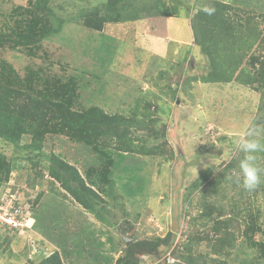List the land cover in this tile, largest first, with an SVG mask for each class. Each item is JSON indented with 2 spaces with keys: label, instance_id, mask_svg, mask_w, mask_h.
Here are the masks:
<instances>
[{
  "label": "trees",
  "instance_id": "16d2710c",
  "mask_svg": "<svg viewBox=\"0 0 264 264\" xmlns=\"http://www.w3.org/2000/svg\"><path fill=\"white\" fill-rule=\"evenodd\" d=\"M205 7H214V13L208 15L203 10ZM156 14L163 19H180L182 25L186 22L183 28L189 39H183L193 43L202 58L207 60L205 73L200 77L203 82L221 85L235 83L250 88L262 96L264 104V15L256 11L220 0H27L26 4L1 14L0 192L16 168L13 158L28 160L37 172L35 179L29 182L32 188L42 185L46 174L61 186L60 189L52 186L53 190L50 191L41 188L31 201L33 213L43 209L47 214L44 221L48 220L52 226L58 219L67 223L66 229L71 231L70 236L77 231L74 237L77 245L75 251L70 254L66 252L68 241L62 246L56 241L60 243L57 246L62 247L60 250L46 255L40 248L38 255L27 257L26 264H66L67 259L74 260L75 253L80 255L87 251L90 257L106 258L110 262V255L119 252L115 264H148L146 261L149 255H156L158 258L155 264H162L159 259L173 247L172 254L179 261L177 264H229L232 249L241 233L246 237L249 247L255 249L254 257L241 264H264V240L255 238L260 232L264 234V227L259 223L261 216L257 211L254 213L248 201L242 198L233 200L232 209L237 208V211L229 215L223 207L211 202L205 203V209L200 215L203 218L201 224H208L209 229H197L191 235L192 239L188 238L182 248L177 245L175 232L169 231L164 237L155 240L136 239L129 245L122 238L123 248L117 241H101L97 244L99 247L109 244L105 253L96 249L95 241L85 240L84 232L87 228L76 227L80 223L75 219L79 217L76 214L83 215V209L108 224V205L120 206L119 199L131 196L128 191L132 185L138 188L140 184V179L131 182V177H141L145 169L148 170L144 166V157L174 155L166 139V125H161L162 117L169 116L166 108L171 109V101L166 95L175 98L182 89H188L190 81L198 79L197 76L182 78L183 74H187V62L192 69L189 61L195 57L187 58L180 54L179 58L170 59L155 55L165 61L153 64L155 67L150 64L155 70H150L145 78L151 81L155 76L158 79L155 86L163 94L144 92L141 80L135 79L128 86L129 77L122 73V69L119 71V67L114 69L116 66L112 65L117 63L122 68V61H116L114 54L118 45H112V55L109 54L107 38L114 37L104 32L107 24L145 20ZM169 31L168 36L180 37L176 30ZM57 36L76 37V51L83 55L94 54L95 70L75 69L74 73L66 76L50 73L46 60L50 54L47 48H43V43ZM119 44L123 48L124 44ZM100 49H105L104 53ZM7 50L11 52L10 57L28 61L23 75L19 67L5 56ZM98 53L102 57L97 58ZM103 65L111 66V69L105 72ZM113 70L119 72L120 76L115 79L121 81L119 88L112 92L108 87L113 84V77L110 76ZM172 70L179 74L172 73ZM173 75L177 76L176 79ZM90 86L94 91L89 95L96 96L97 91L98 100L92 101L93 98H89L84 103L85 97L80 88L84 90ZM258 115L259 120L253 118L257 122L255 127H263L264 108L260 109ZM60 134L93 150V157L86 156L87 163L83 164L82 169L69 162L61 153L45 152L48 137ZM258 139L264 141L262 136ZM8 149L11 151L8 152ZM239 153L237 159L233 160L232 157L223 164L227 181L231 184L239 182L236 172L230 173L232 168L239 172V161L244 155ZM256 155L257 162L261 160L259 157L263 158L259 165L264 169V152ZM148 172L153 173L151 170ZM261 177L264 178L262 173ZM208 179L202 177L197 187L201 188L210 182ZM213 180L216 185L215 188L211 185L210 189L218 191L222 178L218 176ZM55 181L51 182L54 186ZM48 192L52 196L49 197ZM63 204L66 214L74 215L72 219L66 218L65 211L60 210ZM36 216L38 213L34 214ZM37 220L35 218L34 226L39 225ZM192 221L196 225L199 220L194 218ZM55 229L62 231L59 227ZM54 233L56 236L57 232ZM17 234L3 228L0 231V251H8ZM201 241L210 242V251L205 252V255L200 254L199 261L195 247Z\"/></svg>",
  "mask_w": 264,
  "mask_h": 264
},
{
  "label": "rangeland",
  "instance_id": "374dc122",
  "mask_svg": "<svg viewBox=\"0 0 264 264\" xmlns=\"http://www.w3.org/2000/svg\"><path fill=\"white\" fill-rule=\"evenodd\" d=\"M26 1L0 0V16L3 18L1 14L9 13L14 7L26 4ZM184 24H181L180 19L174 17L163 19L156 14V16H148L145 20L107 24L104 27V32L114 37L107 38L110 45L107 52L112 55V45H118L114 54L117 57L116 61H122V68L118 63L112 66H116L114 69L119 67V71L122 69V73L129 77V83L126 85L130 86L135 79H138L142 81L144 92L155 91L158 95H162L163 92L155 86L158 79L153 76L154 79L150 81L145 76L150 73V70H155L152 66L165 61L156 57L177 59L180 54L187 58L195 57L193 61H189L192 69L187 62V74H183L182 78L198 77L197 80L190 81L187 86L188 89H182L175 98L169 94L166 95L171 101V103L169 102L171 109L166 108L169 116L167 118L162 117L161 125H166V139L168 145L173 148L174 155L169 157L166 154L159 158L144 157L143 161L146 162L144 166H147L148 170L145 169L141 177L137 176L135 179L131 177V182L140 179V184L137 185L138 188L132 185L131 190L128 191L131 196H123L119 199L118 205L120 206L108 205V224L102 223L86 209H83V215L76 214L79 217L75 219L80 222H77L76 227L79 229L87 228L84 232L85 240L95 241L96 249H101L105 253V248H108L109 244L107 243L103 247H99L97 244L101 241H117L123 248V233L130 235L135 241L136 239L155 240L158 237H164L169 231H173L176 234L177 245L182 248L183 244L188 242V238L192 239L191 235L193 236L198 231L197 229L200 231L209 229L208 224L206 226L201 224L203 218L200 216L207 202L223 207L226 214L229 215L237 211V208L232 209L234 199H246L253 212L257 211L261 216L259 223L264 227V178L261 177V183L250 193L243 188L238 171L233 168L230 169V173L236 172L235 176L239 179L238 184H231L227 181L226 168L223 167L225 161H229L232 157L233 160L238 158L240 151L237 148L236 140L244 135L247 130L256 128L258 133L256 138L264 137V126L255 127L257 122L253 119L256 117L259 120L258 113L260 109L264 108L262 96L257 91L240 87L235 83H232L233 85L230 83L221 85L203 82L200 77L205 73L207 60L202 58L199 49L194 47L193 43L190 44L188 40L183 39L188 38L187 31L183 28ZM65 26L67 29L68 24ZM169 30H176L180 37L168 36V33L171 32ZM77 42L76 37L60 38L59 36L44 41L43 48H47L50 54L49 58L46 59L50 73L66 76L74 73L75 69L95 70L96 60L92 57L94 54H80L75 49ZM120 42L122 45L124 44L123 48H121ZM138 48H142V50ZM7 51L5 56L19 67V72L23 75L24 67L28 61L22 59L19 61L10 57L11 52L10 50ZM100 51L104 53L105 49H100ZM100 55L101 53L96 54L97 58L102 57ZM155 55L157 56L155 57ZM99 65L97 61V66ZM103 66L105 72L111 69V66ZM115 71L113 70V75H110L113 77V84L108 87L109 91L112 92L119 88L121 81L115 79L120 76L119 72ZM175 72L172 70V73ZM176 77L173 75L174 79ZM124 86H122L123 89ZM85 89L86 91H84ZM85 89L80 88L86 99L83 102H87L89 98H93L92 101L98 100L99 93L97 91L95 92L96 96L92 97L89 95L94 91L92 87ZM7 151L10 152L11 150L8 149ZM45 152L61 153L66 159L68 158L69 162L80 169H82L83 164L87 163L86 156L93 157L91 148L82 143L74 142L62 134L48 137ZM259 159L261 160L258 164H261L263 158L259 157ZM13 161L16 168L12 173V180L10 184L4 185L3 193H0V196H3L4 193H12L21 200L20 203L24 202L23 204H28L31 207V201L37 196L36 194L41 188L46 191L53 190L52 186L55 189L61 188L59 182L47 176L44 177L42 185L32 188L29 182L36 177V167L34 168L28 160H15L13 158ZM150 170L153 171L152 174L148 172ZM262 174L264 175V172ZM218 176L222 178L218 191L211 190V185L213 187L216 185L213 179ZM202 177H208L210 182L198 188L197 182L200 183ZM53 181L56 182L55 186L51 184ZM189 194L191 195L188 198ZM47 195L52 196L49 192ZM67 197L70 196L67 195ZM76 206L80 208V205L76 204ZM40 208L41 206H39ZM60 210L65 211L66 218L72 219L74 217V215L68 216L66 214L67 210L64 204L61 205ZM33 211L30 209L32 217L39 219L37 220L39 225L34 226L33 224L31 228L26 226L23 232L16 231L18 234L15 235L16 239L13 240L10 249L6 252L0 251V264H26L27 257L38 255L40 248L45 251L46 255H49L54 250H60L65 241H68V252L76 250L77 245L74 237L77 236V231L70 236L71 231L66 229L67 223L58 219L54 221L52 226L48 220L44 221L47 214L45 215L43 209L40 212L36 210V213ZM37 213L38 216L34 217V214ZM194 218L199 220L196 225L192 221ZM31 223L32 220H28L27 225L30 226ZM55 227L61 228L62 231H57ZM235 229L238 232L237 226ZM54 232H57L56 236ZM255 238L264 240V234L260 232ZM72 242L73 245H70ZM57 244L61 246L58 247ZM173 248L163 254L159 262L162 264L179 263L176 256L172 254ZM195 249V255L200 261V254L205 255V252L210 251V242L201 241ZM110 252L113 251L110 250ZM118 255L119 252L110 255L112 256V262H110L106 258L90 257L88 251L86 254L81 253L80 255L75 253L73 255L74 260L69 258L66 260V264H115ZM254 255L255 249L249 247L246 237L241 233L235 242V248L232 249L229 264H241L244 260L253 258ZM157 258L156 255H149L146 263L155 264Z\"/></svg>",
  "mask_w": 264,
  "mask_h": 264
},
{
  "label": "clouds",
  "instance_id": "9594fccd",
  "mask_svg": "<svg viewBox=\"0 0 264 264\" xmlns=\"http://www.w3.org/2000/svg\"><path fill=\"white\" fill-rule=\"evenodd\" d=\"M223 1V0H220ZM231 4L233 6H237L240 8L244 9H249L256 11L260 14L264 15V11H261L260 8L255 7H246V6H239V2H225ZM208 15H212L215 11L214 7H205L203 9ZM264 18V17H263ZM261 20H263L260 17ZM258 135L257 129L256 128H251L247 130L244 135L240 136L236 140V145L237 148L239 149L240 152H242L244 155L239 161V174L240 177L242 178V186L245 190L247 191H252L257 188V186L261 183V173L264 171V169L261 168V166L257 162V153L259 152H264V141L261 139L256 138ZM45 176L52 178L49 174H46ZM12 178L10 179V181ZM10 181L7 184H10ZM0 193H3L2 191ZM12 193H4L3 196L5 195H11ZM3 196H0L3 197ZM20 199H16L17 204H23L20 203ZM28 205V204H27ZM30 207V205H29ZM31 209V207H30ZM29 220H32V223L30 226H27V228L33 227V224L35 222V218L30 217ZM19 232V231H18ZM124 239V238H123Z\"/></svg>",
  "mask_w": 264,
  "mask_h": 264
},
{
  "label": "built area",
  "instance_id": "2783aa9c",
  "mask_svg": "<svg viewBox=\"0 0 264 264\" xmlns=\"http://www.w3.org/2000/svg\"><path fill=\"white\" fill-rule=\"evenodd\" d=\"M0 198V231L4 228L12 232H23L28 226L31 217L30 207L26 204H17L14 194Z\"/></svg>",
  "mask_w": 264,
  "mask_h": 264
},
{
  "label": "crops",
  "instance_id": "0c3cea01",
  "mask_svg": "<svg viewBox=\"0 0 264 264\" xmlns=\"http://www.w3.org/2000/svg\"><path fill=\"white\" fill-rule=\"evenodd\" d=\"M225 2H239V6H246V7H257L260 8L261 11H264V0H223ZM68 253V251H66ZM70 254V252H69Z\"/></svg>",
  "mask_w": 264,
  "mask_h": 264
},
{
  "label": "water",
  "instance_id": "95a60500",
  "mask_svg": "<svg viewBox=\"0 0 264 264\" xmlns=\"http://www.w3.org/2000/svg\"><path fill=\"white\" fill-rule=\"evenodd\" d=\"M122 237L125 239L126 245H129L134 240L133 237H131L130 235H127L126 233H123Z\"/></svg>",
  "mask_w": 264,
  "mask_h": 264
}]
</instances>
